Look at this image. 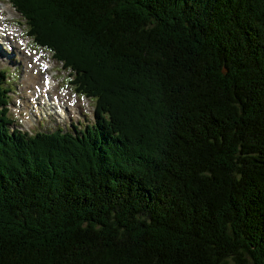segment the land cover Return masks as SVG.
<instances>
[{
    "label": "trees",
    "instance_id": "16d2710c",
    "mask_svg": "<svg viewBox=\"0 0 264 264\" xmlns=\"http://www.w3.org/2000/svg\"><path fill=\"white\" fill-rule=\"evenodd\" d=\"M11 3L96 109L10 136L0 82V264H264V0Z\"/></svg>",
    "mask_w": 264,
    "mask_h": 264
},
{
    "label": "rangeland",
    "instance_id": "374dc122",
    "mask_svg": "<svg viewBox=\"0 0 264 264\" xmlns=\"http://www.w3.org/2000/svg\"><path fill=\"white\" fill-rule=\"evenodd\" d=\"M7 5H9V0H0V12H2L3 9L6 11L5 7L7 8ZM11 12H13L12 9H11ZM5 15L7 17L10 16V18L8 20H6V22L11 23V24L16 22L17 26H20L22 24L21 23L22 19L18 14L14 13V12L9 13L6 11ZM5 25H9V24H7V23L4 24L3 22H1L0 26H2L4 28ZM12 26H14V25H12ZM14 27H16V26H14ZM5 29H7V31H9V29H12L10 31H12V33L14 35L13 36L7 35V37H10L11 39L13 37L12 40L15 43L17 42V44H15L13 46L9 42V45L11 47L10 46H7V47L11 48L12 54H18L20 56V60L22 61V64L20 62H18L17 56H12V59L15 58L14 62H12V59L2 58L0 56V60L2 61V62H0V71H3L5 73L6 83L12 89L13 94H14V99L18 98L17 106H16V103L9 105V112H10L9 115L14 119V124L12 125L11 129H13V128L14 129L15 128L25 129L26 128L25 125H26V121H27V120H25V118H26V116L31 117L33 104L36 103V105L38 104L39 108H42V106L45 103V101L42 98L34 99V96H32V94L35 92V90H34V92H32L31 89H30V91L27 90L28 80L26 79L27 78L26 75H28V73L30 71H31V73L33 71L39 72V75L37 77L39 84L37 83L36 86L39 85L41 88V91L43 90V85L40 83L41 82L40 80H43V78L41 79L42 71H46L45 73H43V75L47 74L48 76L50 75L53 77V79L51 78V80L52 81L55 80L54 82H56V84H57L56 91L59 92L58 94H60V93L62 94V92L65 91L66 93H69V95L73 98H74V94L72 91L71 81L69 82V79L67 78L68 74H67V72L60 69L61 68L60 64L55 63L51 59L50 55L48 56V54H45V53H43L41 55L45 58L46 62L49 63V65H50L49 70L45 68L46 65L43 64L44 62L41 61V58H39L36 62H34L33 59H35L37 57L34 53L35 51L37 53L36 48L34 47L31 50V51H34V52H32L34 54H26L23 51L28 50L27 44L29 42L28 41L22 42V40L18 37V35H20L21 33L17 34L13 30V28H5ZM0 39H4L3 42H6V38L3 37ZM0 46H1V44H0ZM7 47H4V48L6 49ZM33 56L35 58H33ZM32 62L34 63V65H32ZM36 63H39V64H36ZM24 64H25V66H24ZM26 91L28 92V94L31 97H33L31 99V102L29 100H24L25 98L29 97V95H27ZM39 92L34 94V95L39 96ZM49 93H48L49 94L48 101H49V99H53V97H55V96H53L54 93H51V92H49ZM59 96L60 97L64 96V98L61 99L62 104L67 106V107L63 106L64 111H67L68 109L70 110V113H69V116L67 119L69 120L70 117H74L75 119L73 118L71 123L68 121H65V122L57 121L55 113H51V111H50L51 110L50 105H51L52 101H49V102L46 101V102H48V104H45V105H48L47 106V113L49 112L51 114H47V115L45 113L43 115L37 114V116L39 117L38 124H40V128L32 130L31 134L36 133V132L51 133V132H54L56 130H63L64 132H71V133L77 134L78 132L83 131L86 125H91V123L94 121V117H93L94 103L93 102H92V107L86 108V105H83V110L81 109V111H80L79 110L80 102L77 99L74 98V101H71L69 99L68 94H64V93H63V95H59ZM75 97H77V96H75ZM21 100H24V101H21ZM69 100L71 102H75L71 107H70L71 104L69 103ZM68 104H70V105H68ZM21 108H23V109H21ZM10 109H11V111H10ZM15 110H17V112L21 115L23 120L21 119L20 115L17 114V112ZM79 111H80V113H79ZM28 112H30L29 113L30 115H27ZM38 112H39V110L37 111V113ZM74 112L77 114L79 113V114L75 115ZM49 115H52V116H49ZM57 116L60 117L59 112H58ZM77 116H78V118H77ZM42 117H44V118H42ZM60 119H61V117H60ZM34 125H36V123H34ZM71 126H74V129H72ZM27 127L32 128L33 123L31 126H27ZM228 261L230 264L233 263L232 260H230V259H228Z\"/></svg>",
    "mask_w": 264,
    "mask_h": 264
},
{
    "label": "bare ground",
    "instance_id": "6f19581e",
    "mask_svg": "<svg viewBox=\"0 0 264 264\" xmlns=\"http://www.w3.org/2000/svg\"><path fill=\"white\" fill-rule=\"evenodd\" d=\"M0 15H2L1 14V12H0ZM0 25H1V22H0ZM10 30H12V29H9V31H7V29H5V28H3L2 26H0V38H6V42H10L11 43V45L13 46V45H15V44H17V42L15 43L12 39H13V37H12V39L10 38V37H7V35H11V36H13L14 34L12 33V31H10ZM14 30V29H13ZM1 40V39H0ZM2 40H4V39H2ZM10 46V45H9ZM11 47V46H10ZM19 47V46H18ZM33 59V58H32ZM32 65H34V63L32 62ZM46 69H48V66H46L45 67ZM40 71V70H39ZM38 75H39V72H36V74L35 75H33V72L31 73V71L28 73V75H26L27 76V80H28V86H27V90L28 91H30V89H31V91L36 87V84L38 83L39 84V82H38V79H37V77H38ZM76 81V80H75ZM25 83V84H26ZM50 85H51V88H50V90L48 91V92H46L45 91V89L43 88V90L42 91H40L39 92V94H41L40 96H35L34 94H36L35 92L32 94V96H34V99H37V98H42L44 101H45V103H44V105L42 106V108H39L38 107V104L36 105V103H34L33 104V107H32V114H31V117L30 116H26V118H25V120H27L26 121V125L27 126H31L32 125V122L35 120V117H36V115L37 114H40V115H43L44 113L47 115V114H51V113H47V106L48 105H45V104H48V99H46V95L49 93V92H52V93H54V95H57V94H55L56 93V90H55V82L54 81H52L51 79H50ZM33 92V91H32ZM83 93V92H82ZM33 98V97H32ZM54 98H57V100H58V102L56 103V102H54L55 104V108L57 107V106H59L60 107V110H57V114H58V112L60 113V117L61 118H64L65 117V115H66V117H65V119H67L68 118V116H69V113H70V110L68 109L67 111H64V108H63V106L64 107H67V106H65V105H63L62 104V102H61V99H63L64 98V96H62V97H60L59 95H57V96H55ZM46 101H48V102H46ZM65 103V102H64ZM69 103L70 104H72V103H74V102H71L70 100H69ZM78 103V102H77ZM75 107V106H74ZM21 109H23V108H21ZM41 109V110H40ZM39 110V112L37 113V111ZM30 112H28L27 113V115H30L29 114Z\"/></svg>",
    "mask_w": 264,
    "mask_h": 264
}]
</instances>
